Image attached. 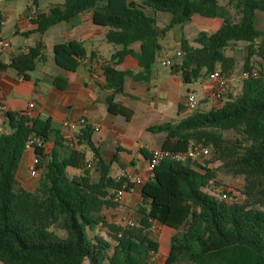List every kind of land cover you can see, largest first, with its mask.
<instances>
[{
	"label": "trees",
	"instance_id": "trees-1",
	"mask_svg": "<svg viewBox=\"0 0 264 264\" xmlns=\"http://www.w3.org/2000/svg\"><path fill=\"white\" fill-rule=\"evenodd\" d=\"M223 1L64 0L49 14L37 13L34 23L41 35L61 23L72 25L85 12H92L94 23L107 29V41L120 47L108 63H101L97 53L87 57L84 46L76 41L56 45L54 60L69 72H76L83 61L89 73L94 62L99 64L105 88L112 91L106 100L109 111L128 120L133 112L117 103L116 96L124 92L127 80L149 79L163 54L162 40L195 16L223 19L218 31L183 39L181 63L170 66L186 82L220 71L230 82L222 105L150 129L167 134L164 151L186 152L191 145L211 147L220 165L202 173L199 164L197 169L190 163L163 160L154 169L153 179L142 186L134 224L109 222L105 212L122 209L115 192L127 179L112 178L111 165L93 142L94 128L88 122L80 124L68 142L50 119L37 131L28 113L8 112L0 135L1 264H84L87 259L90 264H158L160 243L152 231L154 222L175 231L164 264H264V71H257L252 63L255 58L264 60V29L257 25V16L264 15V0ZM147 9L171 14V23L159 26ZM137 42L142 45L139 53L131 49ZM241 44L247 54L240 83L237 80L233 85L239 61L228 51ZM129 56L137 60L140 73L118 68ZM47 60L41 40L9 66L0 63V76L10 67L28 79L38 63ZM53 84L63 91L69 88L63 76ZM34 133L43 146L35 150L41 161L40 177L31 192L19 185L17 175ZM50 142L55 146L48 152ZM142 154L150 160L148 151ZM62 164L82 174L70 177ZM92 168L99 173L97 181L92 179ZM218 171L244 178L241 201L223 198L234 192L220 191L225 185L216 180Z\"/></svg>",
	"mask_w": 264,
	"mask_h": 264
},
{
	"label": "crops",
	"instance_id": "crops-1",
	"mask_svg": "<svg viewBox=\"0 0 264 264\" xmlns=\"http://www.w3.org/2000/svg\"><path fill=\"white\" fill-rule=\"evenodd\" d=\"M63 4L64 0H0V40L10 42V48L0 53V63L9 66L15 57L20 53H28L41 40L46 45L48 56L46 62L38 63L37 68L29 73L28 79L20 77L18 72L10 67L3 72L0 76L2 100L9 112L28 113L37 131L41 130L45 122L50 119L53 127L59 130L68 142L73 140L75 133L80 129L78 121L85 118L94 128L95 146L100 149L107 164L111 165V176L112 173H117L112 178L117 181L121 178L131 181L141 178L146 184L153 178L150 176L149 159L143 156L142 150L150 154L151 150L162 148L167 135L153 133L150 129L168 123L176 124L196 111L209 112L219 108L223 102L214 96L217 85L208 77L199 79L192 77L186 82L181 74H173L171 67L166 70L156 64L148 80H127L124 92L116 96L117 103L133 112L132 118L128 120L122 115L112 114L106 101L112 91L105 88L106 78L99 64L94 62L93 71L89 73L85 66L87 61H83L76 72H69L57 67L54 60V47L72 41L84 46L87 57L97 53L101 63H108L116 50L120 49L107 41V29L94 23L92 12L81 14L72 25L58 24L43 35L36 32L37 25L34 20L37 13L49 14L54 7ZM146 12L156 19L159 26L168 25L172 21L169 13L153 12L150 9ZM223 23L221 18L208 19L195 16L183 27L174 28L164 39L173 34V47L177 46L179 49L173 58L162 59V67H169L163 64L167 59L181 63V58L177 55L181 52L180 45L183 39L191 40L200 32L218 31ZM141 47V42H137L131 46V49L139 53ZM164 48L163 45V50ZM168 48L170 49L171 46L169 45ZM241 48L244 61L247 54L244 45H239L234 51H228V54L237 57L236 53ZM118 68L130 70L134 74L141 71L137 60L132 56L127 57ZM260 70L264 71L262 68ZM58 76L69 80L67 90L63 91L54 86L53 81ZM238 79L239 77L235 76L234 81ZM190 96H194L198 101L195 110L188 107L187 101ZM29 103L35 104L34 110L27 109ZM96 128L99 130L96 131ZM54 146L53 142L48 143L47 151L50 152ZM206 152L198 163L201 167L199 171L202 173H205L206 169L217 170L220 165L217 161H209L211 154L217 151L210 147ZM92 157L93 154L89 152L88 159L91 160ZM33 159L34 152L25 151L17 175L19 185L31 192L37 189L40 177V174L37 177L31 176L30 167ZM61 166L70 177L82 174L81 171L64 164ZM223 172L225 171L220 174ZM91 176L94 181L99 179V173L94 168L91 169ZM216 180L220 182L219 175ZM224 188H229L230 191L234 189L227 185ZM141 189L142 186H135V191L126 195L121 210L106 211L108 221L120 223L121 219L117 220L115 216L125 213H129L131 219L135 220L134 210L142 201ZM156 225L165 234L169 232L172 236L175 234L171 228L157 222ZM164 262L158 261L159 264Z\"/></svg>",
	"mask_w": 264,
	"mask_h": 264
},
{
	"label": "built area",
	"instance_id": "built-area-1",
	"mask_svg": "<svg viewBox=\"0 0 264 264\" xmlns=\"http://www.w3.org/2000/svg\"><path fill=\"white\" fill-rule=\"evenodd\" d=\"M10 48V42L7 40H0V53H4ZM179 58H182L183 53L179 52L177 55ZM173 61L171 59H167L164 61L165 66H172ZM245 77L248 76V74H244ZM254 76H257V72L254 73ZM209 79L214 81L217 85V89L214 93V96L216 99L219 101H224L225 99V93L227 90L228 82L227 80L221 75L220 71H214L210 74ZM188 107L191 110H195L198 106V101L194 96H190L187 101ZM28 110H34L35 109V104L34 103H29L28 105ZM9 112L7 105L3 102L1 93H0V135L4 131V126L5 123L7 122V113ZM87 120L85 118H82L78 121L79 124H84L86 123ZM99 129L96 128V131ZM43 146V140L36 135H33L30 137L29 141L26 144V151H33L34 152V159L32 162V165L30 167V173L32 177H37L40 169V158L35 155V150L36 148H39ZM206 149H202L200 147H197L195 145H191L189 149L186 152H170V151H164L162 148L160 149H154L150 151V160H149V171H150V176L151 178L154 177V169L165 159H171L176 162L180 163H190L193 166H197L200 160H202L206 154ZM91 167V165H89ZM197 169L198 166H197ZM133 184L131 188L128 187L129 184ZM145 184L144 180L141 178H137L134 181L127 180V182L123 185V187L116 191V200L119 202H123L126 195L129 193H133L135 191V186H143ZM230 193L231 191H226ZM235 193L230 195V194H224L223 198L226 199L227 201L233 203L236 202L237 199L235 198ZM120 223L122 225H133L134 220L123 216ZM152 231L153 233L157 232V225L156 222L153 223L152 226Z\"/></svg>",
	"mask_w": 264,
	"mask_h": 264
},
{
	"label": "rangeland",
	"instance_id": "rangeland-1",
	"mask_svg": "<svg viewBox=\"0 0 264 264\" xmlns=\"http://www.w3.org/2000/svg\"><path fill=\"white\" fill-rule=\"evenodd\" d=\"M221 2L224 3L223 0H221ZM44 3H46V2H44ZM160 24H162V22H160ZM257 25H258V27L260 29H264V15H258L257 16ZM173 37H174V35L170 34V36H168V38H166V40L163 39L162 44L164 45L165 48L163 50L162 56L160 57V59L157 62V66L158 67L164 68L166 70H169L170 66L169 67H162V65H161L162 59H165L167 57L173 58L175 56V54H176V51L179 49V47H177V46L173 47ZM169 45L171 46L170 49L168 48ZM174 46H175V44H174ZM236 55H237V58H238V61H239V64H240L239 67H238L237 76L240 77V76H242L241 72H242L243 63H244L242 48L240 50H238ZM252 63L255 66L257 71H261L260 70L261 68L264 70V60L259 59V58H255V59H253ZM235 84H236V82L234 81L233 85H235ZM226 136L227 137H233V134L232 133H227ZM214 155H215V158H213ZM217 156H218V153H215L213 155L211 154L209 161H217V159H216ZM117 171H119V169H117ZM220 173H221V171H218L220 182L222 184H224V185H227V186H230V187L234 188V189H232V191L236 194L235 198L237 199V201H241L243 197H242L240 191L243 190L244 185H245L244 178L243 177H234L231 174L226 173V172H223V174H220ZM116 174L117 173L114 172V173H112V176L115 177ZM220 191L222 192V191H230V190H229V188L222 187L220 189ZM124 215L126 217L132 218V216L129 215V213H125V214H122V215L116 214L115 218L117 220H120V219H122V217ZM171 236H172L171 232H169L168 234H165L164 231H160L159 228H157V232L154 233V237L156 239H158V241L160 242V254H159V257H158V261L160 263H163L165 261V256L168 254V250L170 248V238H171ZM158 261H157V263H158ZM0 264H1V261H0ZM84 264H90L89 260L88 259L85 260Z\"/></svg>",
	"mask_w": 264,
	"mask_h": 264
},
{
	"label": "water",
	"instance_id": "water-1",
	"mask_svg": "<svg viewBox=\"0 0 264 264\" xmlns=\"http://www.w3.org/2000/svg\"><path fill=\"white\" fill-rule=\"evenodd\" d=\"M238 83H240V81H238ZM228 85H230V82H228Z\"/></svg>",
	"mask_w": 264,
	"mask_h": 264
}]
</instances>
